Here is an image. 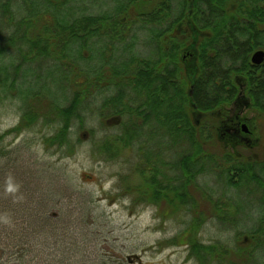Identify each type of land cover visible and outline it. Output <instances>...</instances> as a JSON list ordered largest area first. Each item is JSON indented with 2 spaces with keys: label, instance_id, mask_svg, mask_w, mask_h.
I'll return each instance as SVG.
<instances>
[{
  "label": "trees",
  "instance_id": "1",
  "mask_svg": "<svg viewBox=\"0 0 264 264\" xmlns=\"http://www.w3.org/2000/svg\"><path fill=\"white\" fill-rule=\"evenodd\" d=\"M17 3L25 6L23 13ZM0 22V56L18 42L22 55L14 58V69L41 65L46 72L41 78H0L3 91L17 88L21 124L56 121L57 130L42 140L61 149L70 142L74 121L84 128L87 113H97L110 132L98 140L97 152L107 161L118 160L123 148L136 152L135 171L144 178L139 195H162L155 191L172 185L178 202L193 203L190 189L210 173L236 190L254 184L262 192L263 213L245 236L253 237L259 254L264 251V168L258 174L254 160L239 162L223 145L206 142L220 137L212 120L217 123V110L233 99L221 93L225 85L235 89L232 71L249 70V53L264 49V0H0ZM223 68L230 77L220 85ZM53 74L60 83L51 80ZM247 87L252 104L264 108V70L249 75ZM218 191L213 203L222 210L227 194ZM194 226L189 222L181 236ZM193 240L200 262H213L217 254L223 260L229 251L217 243V253L215 244ZM240 249L244 261L250 258L253 249Z\"/></svg>",
  "mask_w": 264,
  "mask_h": 264
},
{
  "label": "rangeland",
  "instance_id": "2",
  "mask_svg": "<svg viewBox=\"0 0 264 264\" xmlns=\"http://www.w3.org/2000/svg\"><path fill=\"white\" fill-rule=\"evenodd\" d=\"M17 6L19 13L25 11L24 5ZM2 40L0 36V45ZM19 45L5 46L0 78L13 74L41 78L46 73L41 65L14 69V58L22 55ZM60 79L51 76L54 82ZM16 90L0 87V264H207L208 258L200 262L192 250L196 238L215 244L217 253H221L217 243L229 250L223 260L217 254L209 264H264V251L259 254L260 248L253 249V237L245 236L257 227L263 213L262 192L254 184L244 182L236 190L219 174L210 173L195 185L215 194L201 193L199 186L190 189L196 197L193 209L178 202L173 193L165 195L172 205L162 200L155 205V200L149 201L152 190L139 195L144 178L135 171L134 150L123 148L116 161H107L97 152L98 140L110 133L97 113H87L84 128L75 120L70 142L59 149L42 140L57 130L56 121L49 125L40 121L32 127L21 124L22 100ZM244 115L254 116V137L261 140L255 153L257 161H263L264 111ZM170 149L176 151L174 146ZM263 167L255 163L253 169L261 173ZM218 190L227 194L218 207L222 210L213 203L220 196ZM191 221L195 226L182 237ZM241 247L253 249L246 261Z\"/></svg>",
  "mask_w": 264,
  "mask_h": 264
},
{
  "label": "flooded vegetation",
  "instance_id": "3",
  "mask_svg": "<svg viewBox=\"0 0 264 264\" xmlns=\"http://www.w3.org/2000/svg\"><path fill=\"white\" fill-rule=\"evenodd\" d=\"M257 50L264 51L263 48H256L249 53V65L251 66V68L249 70H245V72L242 71L240 73L235 72L234 70L232 71V73H231L232 77L231 78L234 81L235 89L233 91H229L225 85V86H223L221 93L231 94L233 99L228 104H226L222 107L223 111H221V109L217 110V117H218L217 123H216L215 119L212 120V122H214V124H216L215 129H217V131L220 135L219 138L215 139L217 141V144L220 146L223 145L225 147V149L228 150V152L235 153L238 156L237 158H238L239 162L243 158H245L246 161H250V160H252V158H254L255 160L253 161V168H254L255 163L264 164V158H263V161H261V160L257 161V158H259V154L255 153L257 151L256 148H259L258 145L261 144V140L254 137V129H255L254 128L255 127L254 116L247 117L244 115L247 112L259 111L261 113L262 111H264V108L258 107V106L256 107L252 104L250 97H249L250 91H248V87H247L249 75H251V77L255 78L256 75H261L263 73V70H264V68H262V66H264V60L261 61L259 64H254L251 61L252 54ZM235 66L237 68H240L239 63H237V65H235ZM232 67L234 68V66H232ZM258 67H260V68L255 69ZM224 70L225 69L223 68L222 73L217 78L218 83L220 85H224L226 83L227 78L230 77V73L229 74L223 73ZM248 72H251V73L248 75ZM261 78H262V76H261ZM252 85L250 88H252V87L255 88L256 84L254 83ZM253 89H252V91H253ZM212 113H214V112H212ZM214 124H211V126L212 125L214 126ZM206 142H212V140L208 139ZM206 142L204 141L205 144H206ZM250 153H252V155H250ZM245 155H247V156L245 157ZM263 157H264V155H263ZM233 173H237V172L234 171V172H232V174ZM256 173L260 174L259 172H256ZM173 187L174 186L169 185L168 189L171 188V190H172ZM171 190H169V191H167V190L155 191V192H163V194L161 195L159 193L158 196H156L155 194L152 193V196H149L150 197L149 201L154 202V200H155L156 201L155 205H158L161 202H166V204H168V202H169V204L172 205L173 202L171 201V198H169V196H165V195H171V193H173V190L172 191ZM141 198H142V196H141ZM172 199H173V197H172ZM160 200H162V201L160 202ZM158 202H160V203H158ZM194 205H196V204H194ZM194 205H193V203H189V202L186 204L187 208H189V209H193ZM168 208L169 209H175L174 206H168ZM183 209H185V208H183Z\"/></svg>",
  "mask_w": 264,
  "mask_h": 264
},
{
  "label": "water",
  "instance_id": "4",
  "mask_svg": "<svg viewBox=\"0 0 264 264\" xmlns=\"http://www.w3.org/2000/svg\"><path fill=\"white\" fill-rule=\"evenodd\" d=\"M264 60V51L262 50H257L255 51L252 56H251V61L254 64H259L261 61ZM244 127V126H243Z\"/></svg>",
  "mask_w": 264,
  "mask_h": 264
}]
</instances>
